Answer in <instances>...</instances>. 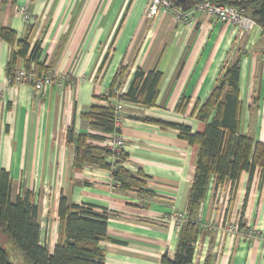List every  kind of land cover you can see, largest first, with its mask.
<instances>
[{"label": "crops", "instance_id": "1", "mask_svg": "<svg viewBox=\"0 0 264 264\" xmlns=\"http://www.w3.org/2000/svg\"><path fill=\"white\" fill-rule=\"evenodd\" d=\"M148 6L147 0H0V28L15 32L17 41L28 40L31 49L39 44L46 71L67 77L61 87L52 85L40 95L29 83L10 85L11 47L0 38V171L11 176L12 201L32 195L40 240L50 251L57 243L58 203L64 196L70 204L108 214L107 234L117 243L101 244L105 264H161L164 254L174 257L180 228L172 216L187 211L198 146L151 121L201 133L204 124L194 109L210 98L236 61L241 134L264 142V29L242 30L201 12L191 24L176 22L172 14L151 19ZM21 9L33 18L31 24L18 14ZM24 65L19 60L17 68ZM121 68L120 95L128 92L136 71L162 74L155 106L124 102L118 127L128 156L122 166L145 175L152 198L121 190L108 171L89 166L75 171V149L66 140L73 127L77 134L104 137L93 143L107 148L112 135L91 130L81 115L103 104L99 100ZM179 104L186 105L184 113L177 111ZM261 174L258 170L250 179L243 173L234 190L229 182L215 190L210 180L199 212L202 232L194 264H264ZM235 222L232 233L229 225Z\"/></svg>", "mask_w": 264, "mask_h": 264}, {"label": "trees", "instance_id": "2", "mask_svg": "<svg viewBox=\"0 0 264 264\" xmlns=\"http://www.w3.org/2000/svg\"><path fill=\"white\" fill-rule=\"evenodd\" d=\"M184 10L194 8L201 0H191V6L185 7L172 0ZM225 6L237 9L243 16L249 17L264 29V0H228L221 2ZM0 38L11 47L7 63V76L10 85L14 84V74L19 60L25 62L28 74L39 78L48 72L39 62L41 49L36 44L31 49L28 40L17 41L15 32L0 28ZM123 68L119 69L106 94L89 110L81 115L82 121L91 130L105 135L118 134L116 112L111 100L120 98L123 102L152 108L158 95L161 72H135L129 90L118 95ZM239 61L225 70L223 78L214 89L210 98L195 107L196 119L204 124L201 133L193 134L190 127L162 121H151L163 129L179 132L180 138L191 145L198 146L195 174L186 211V221L181 225L178 244L173 258L164 254L161 264H194L196 244L202 232L199 212L205 200L210 180H215V190L229 182L232 190L238 184L243 173L250 179L259 170L264 176V142H253L240 131L242 103L239 99ZM186 105L179 104L177 111L184 113ZM150 122V121H149ZM67 144L75 149L73 168L82 171L85 167H94L110 172L111 179L119 184L123 191H135L143 198H152L155 194L147 189L146 178L142 173L132 174L122 166L128 160L123 151L116 154L108 148L94 145L103 142L104 137L91 134H77L73 127L66 133ZM112 158L113 161L108 162ZM12 181L6 170L0 171V264H105L106 252L101 246L104 242L117 243L107 234L108 214L98 212L92 205L70 204L61 196L58 203V239L53 250L40 240L41 225L39 208L32 195L12 201ZM240 228L242 225L240 223Z\"/></svg>", "mask_w": 264, "mask_h": 264}, {"label": "built area", "instance_id": "3", "mask_svg": "<svg viewBox=\"0 0 264 264\" xmlns=\"http://www.w3.org/2000/svg\"><path fill=\"white\" fill-rule=\"evenodd\" d=\"M148 6V17L155 18L161 14H172L176 22L179 23H193L194 15L198 12L205 13L210 17L216 18L218 21L239 27L242 30L252 31L256 26V22L249 17L243 16L237 9L225 6L219 0H201L194 8L185 11L183 8L176 6L172 0H147ZM23 21L27 24L33 22V18L25 11L21 9L18 11ZM264 59V57H263ZM67 80L66 75H54L53 73H48L47 75L41 76L39 78L34 77L32 74H28L24 66L23 68H17L14 74V84L22 85L29 83L33 86L36 94L40 95L46 88L55 85L61 87ZM120 95V91H117ZM2 93L0 91V98ZM113 101V107L116 112V127L120 126L121 114L124 111V102L120 98H115ZM107 148L113 153H120L124 148L123 138L119 134H113L111 136V142L108 143ZM186 214H174L172 220L176 222L177 227L186 221ZM234 228H229L230 232H233Z\"/></svg>", "mask_w": 264, "mask_h": 264}, {"label": "rangeland", "instance_id": "4", "mask_svg": "<svg viewBox=\"0 0 264 264\" xmlns=\"http://www.w3.org/2000/svg\"><path fill=\"white\" fill-rule=\"evenodd\" d=\"M260 182L262 183V179L260 180ZM233 225H234V226H232V225L230 226V225H229V227H234L233 230L235 231V229H237V227H236V222H235ZM234 231H233V232H234ZM252 231H253V230H252ZM233 232H232V233H233ZM247 233H249V232H247ZM250 237H251V236H250ZM0 241H1L2 243H5V238H4L1 234H0Z\"/></svg>", "mask_w": 264, "mask_h": 264}]
</instances>
